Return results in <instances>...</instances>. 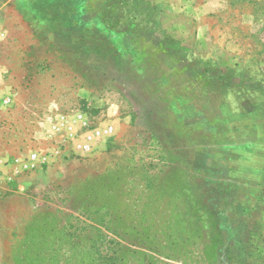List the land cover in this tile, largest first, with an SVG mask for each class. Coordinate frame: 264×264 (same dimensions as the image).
<instances>
[{
  "label": "rangeland",
  "instance_id": "rangeland-1",
  "mask_svg": "<svg viewBox=\"0 0 264 264\" xmlns=\"http://www.w3.org/2000/svg\"><path fill=\"white\" fill-rule=\"evenodd\" d=\"M0 80V264H264V0H0Z\"/></svg>",
  "mask_w": 264,
  "mask_h": 264
},
{
  "label": "built area",
  "instance_id": "built-area-1",
  "mask_svg": "<svg viewBox=\"0 0 264 264\" xmlns=\"http://www.w3.org/2000/svg\"><path fill=\"white\" fill-rule=\"evenodd\" d=\"M2 154H1V152H0V163H1V158H2V156H1ZM31 157L33 158V157H35V153H33V154H31Z\"/></svg>",
  "mask_w": 264,
  "mask_h": 264
},
{
  "label": "crops",
  "instance_id": "crops-1",
  "mask_svg": "<svg viewBox=\"0 0 264 264\" xmlns=\"http://www.w3.org/2000/svg\"><path fill=\"white\" fill-rule=\"evenodd\" d=\"M1 81V80H0ZM1 151V150H0Z\"/></svg>",
  "mask_w": 264,
  "mask_h": 264
}]
</instances>
